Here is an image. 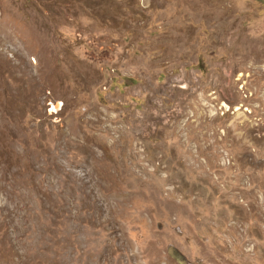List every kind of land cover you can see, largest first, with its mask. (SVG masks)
<instances>
[{
  "label": "rangeland",
  "instance_id": "obj_1",
  "mask_svg": "<svg viewBox=\"0 0 264 264\" xmlns=\"http://www.w3.org/2000/svg\"><path fill=\"white\" fill-rule=\"evenodd\" d=\"M264 264V0H0V264Z\"/></svg>",
  "mask_w": 264,
  "mask_h": 264
},
{
  "label": "water",
  "instance_id": "obj_2",
  "mask_svg": "<svg viewBox=\"0 0 264 264\" xmlns=\"http://www.w3.org/2000/svg\"><path fill=\"white\" fill-rule=\"evenodd\" d=\"M169 252H170V254L172 255V256H174L176 259H178L179 260V262L181 263V264H183V260H184V257L182 256V254H179L178 252H177V250L176 249H174V248H172V247H169Z\"/></svg>",
  "mask_w": 264,
  "mask_h": 264
}]
</instances>
